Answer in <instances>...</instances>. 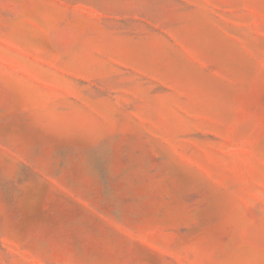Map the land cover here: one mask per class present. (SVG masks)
<instances>
[{
    "label": "rangeland",
    "instance_id": "rangeland-1",
    "mask_svg": "<svg viewBox=\"0 0 264 264\" xmlns=\"http://www.w3.org/2000/svg\"><path fill=\"white\" fill-rule=\"evenodd\" d=\"M0 264H264V0H0Z\"/></svg>",
    "mask_w": 264,
    "mask_h": 264
}]
</instances>
